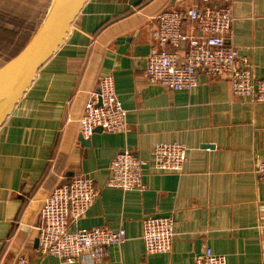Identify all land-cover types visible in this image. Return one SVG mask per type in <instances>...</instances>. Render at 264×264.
<instances>
[{
  "label": "crops",
  "instance_id": "obj_1",
  "mask_svg": "<svg viewBox=\"0 0 264 264\" xmlns=\"http://www.w3.org/2000/svg\"><path fill=\"white\" fill-rule=\"evenodd\" d=\"M212 3L232 6L228 43L250 60L255 77L264 78V0ZM203 5L87 0L63 44L0 126V264H16L19 255L30 264H195L206 246L224 255L227 264H264V183L255 174L264 160V103L232 100L230 83L221 77H202L191 90H172L146 78L157 14ZM183 29L204 35L188 17ZM185 48L169 46L180 56ZM105 73L114 76L128 127L123 132L97 128L87 139L78 120ZM172 142L188 147L183 171L154 170V146ZM125 149L143 161L142 188L106 184L112 159ZM78 176L92 177L99 195L71 228L127 232V241L109 247L101 263L63 262L39 247L44 202L55 187ZM153 214L173 216L175 235L167 253L146 251L143 219Z\"/></svg>",
  "mask_w": 264,
  "mask_h": 264
},
{
  "label": "built area",
  "instance_id": "obj_2",
  "mask_svg": "<svg viewBox=\"0 0 264 264\" xmlns=\"http://www.w3.org/2000/svg\"><path fill=\"white\" fill-rule=\"evenodd\" d=\"M202 7H190L184 13L165 9L156 16L152 35L154 44L147 55L146 78L172 90H191L202 77H221L228 80L232 100L264 103V78H257L250 60L229 44L233 36L234 16L231 5H215L212 0H199ZM231 1V0H230ZM196 22L204 35L187 34L184 18ZM186 44L183 56L169 46L180 48ZM79 130L89 139L97 128L108 132L127 130V110L116 88L114 76L100 77L99 88L93 91L78 120ZM188 147L183 143H158L151 154L152 168L157 171L182 172ZM144 174L142 159L129 149L118 152L111 161L107 186L131 190L142 188ZM255 174L264 183V160L257 162ZM99 189L90 176H78L55 187L44 202L37 226L42 253L54 255L63 262L86 260L101 263L111 246H122L128 239L121 227L106 226L71 228L83 217ZM264 229V214L260 223ZM175 235L172 215H148L143 219L142 239L148 253L170 251ZM16 264H30L29 258L19 255ZM195 264H227L226 257L216 254L209 246L196 257Z\"/></svg>",
  "mask_w": 264,
  "mask_h": 264
},
{
  "label": "water",
  "instance_id": "obj_3",
  "mask_svg": "<svg viewBox=\"0 0 264 264\" xmlns=\"http://www.w3.org/2000/svg\"><path fill=\"white\" fill-rule=\"evenodd\" d=\"M86 2L87 0H53L26 47L0 67V126L31 86L39 69L63 44L72 23Z\"/></svg>",
  "mask_w": 264,
  "mask_h": 264
},
{
  "label": "rangeland",
  "instance_id": "obj_4",
  "mask_svg": "<svg viewBox=\"0 0 264 264\" xmlns=\"http://www.w3.org/2000/svg\"><path fill=\"white\" fill-rule=\"evenodd\" d=\"M51 0H0V64L16 57L39 28ZM22 18V19H19ZM31 21H29V19ZM11 32L10 34V30ZM6 31V32H5Z\"/></svg>",
  "mask_w": 264,
  "mask_h": 264
}]
</instances>
